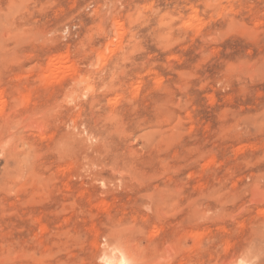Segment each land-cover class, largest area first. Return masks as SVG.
Listing matches in <instances>:
<instances>
[{"label": "rangeland", "instance_id": "obj_1", "mask_svg": "<svg viewBox=\"0 0 264 264\" xmlns=\"http://www.w3.org/2000/svg\"><path fill=\"white\" fill-rule=\"evenodd\" d=\"M0 90V264H264V0H0Z\"/></svg>", "mask_w": 264, "mask_h": 264}, {"label": "bare ground", "instance_id": "obj_2", "mask_svg": "<svg viewBox=\"0 0 264 264\" xmlns=\"http://www.w3.org/2000/svg\"><path fill=\"white\" fill-rule=\"evenodd\" d=\"M63 61H62V63H64L66 60L65 59H63V57L61 58ZM61 59H59L60 61H61ZM56 61V60H55ZM54 61V62H55ZM68 61V60H67ZM57 62H58V59H57ZM51 63V65H49L50 67L47 69L48 71H47V73L49 74V75H53L54 74V72L57 74V72H59L62 68H63V66H61L62 64H60V67H62V68H60V70L59 71H57L58 69H59V65L58 66H55L54 64H53V61L52 62H50ZM56 64V63H55ZM58 64V63H57ZM64 68L65 69H68L67 67H65V65H64ZM64 69V70H65ZM57 71V72H56ZM67 71V70H66ZM62 72V71H61ZM63 72H65V71H63ZM47 74V75H48ZM62 74V73H61ZM57 75H59V74H57ZM57 75H54V77L56 76L57 77ZM63 75V74H62ZM48 77V76H47ZM51 78L53 79V77L51 76ZM1 91V90H0ZM2 96V95H1ZM4 98V97H3ZM0 99H2V98H0ZM0 101H3V100H0ZM26 102V101H25ZM2 103V102H1ZM3 104H4V102H3ZM3 104H2V106H3ZM0 107H1V105H0ZM40 131V130H39ZM62 145V144H61ZM18 155V154H17ZM111 239V238H110ZM100 247H102L103 248V246H100ZM117 247H118V245H117ZM109 248H111V246H109ZM108 248V249H109ZM120 249V248H119ZM129 250V249H128ZM112 251V250H111ZM113 251H114V249H113ZM113 251L111 252L112 254L111 255H113L114 256V254H113ZM116 251H118V250H116ZM115 252V251H114ZM134 252V251H133ZM136 253V252H135ZM101 255H99L100 256V258H101V261H102V264H132V262L135 260L134 258H136V257H134V255H133V253H132V251H126V252H123V251H118V252H116L115 253V256L113 257V258H110V257H108V254L106 253V252H102V253H100ZM168 259V258H167ZM138 261V260H137ZM155 261V260H154ZM136 262V261H135ZM161 262V261H160ZM159 262V263H160ZM155 263V262H154Z\"/></svg>", "mask_w": 264, "mask_h": 264}]
</instances>
